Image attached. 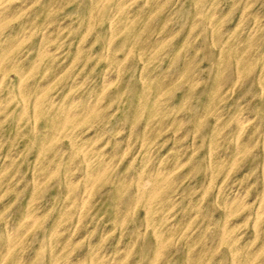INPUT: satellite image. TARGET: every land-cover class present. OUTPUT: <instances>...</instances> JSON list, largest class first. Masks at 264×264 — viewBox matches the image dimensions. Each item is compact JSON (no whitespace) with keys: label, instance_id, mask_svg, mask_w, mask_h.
Returning a JSON list of instances; mask_svg holds the SVG:
<instances>
[{"label":"rangeland","instance_id":"374dc122","mask_svg":"<svg viewBox=\"0 0 264 264\" xmlns=\"http://www.w3.org/2000/svg\"><path fill=\"white\" fill-rule=\"evenodd\" d=\"M0 84V264H264V0H0Z\"/></svg>","mask_w":264,"mask_h":264},{"label":"bare ground","instance_id":"6f19581e","mask_svg":"<svg viewBox=\"0 0 264 264\" xmlns=\"http://www.w3.org/2000/svg\"><path fill=\"white\" fill-rule=\"evenodd\" d=\"M15 12V11H14ZM111 19V18H110ZM111 29V28H110ZM165 34V33H164ZM22 40V39H21ZM52 42V41H51ZM14 45V44H13ZM42 52V51H41ZM37 56V55H36ZM3 59V58H2ZM25 74V73H24ZM23 76V75H22ZM1 85V84H0ZM144 93V92H143ZM219 100V99H218ZM23 110V109H22ZM35 110V109H34ZM54 121V120H53ZM63 125V124H62ZM96 141V140H95ZM81 144V143H80ZM93 153V152H92ZM147 164V163H146ZM56 166V165H55ZM164 170V169H163ZM88 180V179H87ZM157 191V190H156ZM220 191V190H219ZM31 205V204H30ZM35 214V213H34ZM196 214V213H195ZM160 235V234H159ZM17 239V238H16ZM254 240V239H253ZM233 244V243H232ZM262 249V248H261ZM157 257V256H156ZM3 260V259H2ZM68 260V259H67ZM102 260V259H101Z\"/></svg>","mask_w":264,"mask_h":264}]
</instances>
